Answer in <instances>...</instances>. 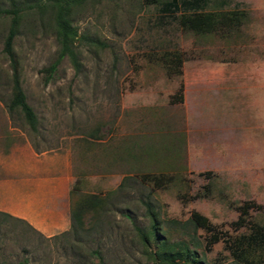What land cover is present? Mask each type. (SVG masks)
Wrapping results in <instances>:
<instances>
[{
  "label": "rangeland",
  "instance_id": "1",
  "mask_svg": "<svg viewBox=\"0 0 264 264\" xmlns=\"http://www.w3.org/2000/svg\"><path fill=\"white\" fill-rule=\"evenodd\" d=\"M165 1L83 0L70 13L73 61L58 57L45 2L0 0L22 5L12 50L36 117L31 128L6 107L2 12L0 147H69L72 187L107 195L94 222L53 236L0 213V264H142L145 201L170 240L194 241L202 264H264V246H236L264 227V0H201L196 11ZM191 211L210 228L187 222ZM212 231L220 238L205 249Z\"/></svg>",
  "mask_w": 264,
  "mask_h": 264
},
{
  "label": "trees",
  "instance_id": "2",
  "mask_svg": "<svg viewBox=\"0 0 264 264\" xmlns=\"http://www.w3.org/2000/svg\"><path fill=\"white\" fill-rule=\"evenodd\" d=\"M34 4H38L39 1L45 2L47 7L52 10V16L55 28V37L59 43L58 57L63 54H67L74 61V54L71 48L72 43L80 34L76 30L75 26L71 23L70 13L73 7L79 5L83 0H33ZM201 0H181L183 7L186 9H193L196 11L201 8ZM179 0H169L165 1L166 8L169 5L176 7ZM22 5L13 4L11 7H0V13L7 12L10 13V20L7 31L3 39V51L7 54L9 59V64L11 66L10 73V97L6 103L8 111L13 109H19L28 122L31 128L35 125V114L25 100V95L20 86V76L17 59L12 50V37L18 26L19 18L21 16ZM214 28V25H213ZM47 76L50 75L54 68V63L49 64L47 67ZM206 172V171H204ZM107 195L98 193H89L78 191V189L71 187L69 190V218L70 227L74 230H83L87 225L94 222L102 212L103 206L105 204ZM248 201L244 202L241 206L242 213H245V209L248 206ZM145 210L148 211L150 220L147 230H142L137 227L138 235L141 239L143 249L147 254L146 262L142 264H184L185 261H190L191 264H202V261L195 253V249L189 246L188 243L192 245L195 244L193 240L189 239L185 241L183 239L170 240L160 224V220L157 218L155 213L148 201L144 203ZM244 218L242 214H239L237 218L233 221L234 224L239 225L243 222ZM187 222L191 223L193 227L203 226L205 228H210L208 220L205 216L197 211H191ZM73 230V231H74ZM55 235V234H54ZM53 236V235H52ZM220 238V235L212 231L208 237L205 239L204 248L206 249L210 243L216 241ZM241 243H237L238 250L240 252L244 251L242 245L247 248H261L264 246V227L253 224L251 230L247 234H242L240 236ZM153 243V248L150 243ZM97 254V251H93ZM181 260L179 262L178 260ZM246 259V258H245ZM248 261V260H246ZM10 264H21L20 262L10 263Z\"/></svg>",
  "mask_w": 264,
  "mask_h": 264
},
{
  "label": "crops",
  "instance_id": "3",
  "mask_svg": "<svg viewBox=\"0 0 264 264\" xmlns=\"http://www.w3.org/2000/svg\"><path fill=\"white\" fill-rule=\"evenodd\" d=\"M76 175L69 147L36 148L26 138L0 147V213L51 236L69 228Z\"/></svg>",
  "mask_w": 264,
  "mask_h": 264
}]
</instances>
